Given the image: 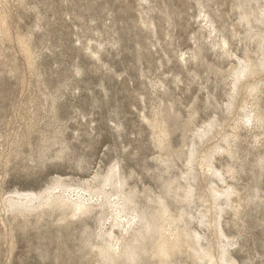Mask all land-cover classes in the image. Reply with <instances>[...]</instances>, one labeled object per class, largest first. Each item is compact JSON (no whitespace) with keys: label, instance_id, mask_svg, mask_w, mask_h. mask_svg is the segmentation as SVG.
I'll list each match as a JSON object with an SVG mask.
<instances>
[{"label":"rangeland","instance_id":"374dc122","mask_svg":"<svg viewBox=\"0 0 264 264\" xmlns=\"http://www.w3.org/2000/svg\"><path fill=\"white\" fill-rule=\"evenodd\" d=\"M248 1L0 0V151H5V156L0 153L1 192L41 190L56 175L71 176L77 183L97 171L105 175L116 166L125 190L134 194L149 190V199L132 197L138 212L151 213L157 196L161 197L172 213L187 214L191 234L198 228L205 235L203 244H213L212 232L190 222L189 216H198L216 200L226 205L228 201L213 200L209 192L211 182L220 188L225 185L203 176L196 161L188 171L173 151L182 145L183 136H191L185 127L193 109L197 111L194 124L187 129L213 121L223 126L213 129L219 134L209 143L193 138L195 156L225 146L223 138L232 132L226 125L232 123L230 117L223 110L229 92L215 69L225 72L233 62L213 44L220 45L224 38L239 57L257 50L243 24L237 26L240 39L232 32L239 22L236 5L257 11L263 4ZM202 14L215 29V42L203 31ZM142 19L151 20L154 28L141 25ZM161 80L164 88H151L150 82ZM262 91L257 107L264 121ZM153 107L161 111L167 129L163 150L143 119H151ZM243 131L237 132L246 144L240 150L232 146V158L211 153L213 164L242 203L241 211H228L221 223L235 243L232 257L237 264H264V166L260 161L264 144L253 143L251 134ZM167 155L175 163L163 166L159 157ZM183 172L193 189L190 204L178 198L176 182ZM57 215L46 216L38 224L33 219L25 228L19 224L16 234L8 227L0 264H92L90 244L98 229L97 216L64 227L56 222ZM156 236H146L137 244L138 264H158L150 255ZM94 243L101 245V239ZM216 247H212L215 256ZM168 260V264H197L192 252L188 256L175 252ZM116 264L126 262L120 258Z\"/></svg>","mask_w":264,"mask_h":264},{"label":"bare ground","instance_id":"6f19581e","mask_svg":"<svg viewBox=\"0 0 264 264\" xmlns=\"http://www.w3.org/2000/svg\"><path fill=\"white\" fill-rule=\"evenodd\" d=\"M138 1L146 4L148 0ZM262 1L263 4L258 5L257 11L253 8L250 9L251 6L249 5L248 8L250 10L248 11L243 10L242 4H238L235 7L240 11L238 14L239 22L233 25L232 32H234L236 39L237 37L240 39L237 36L239 35L237 26L243 24L246 27L250 42H254L255 46H257V50L253 51L252 56L248 52L244 57L236 56L230 50L224 38H222L220 45L216 43L214 41L215 38L213 39L212 37L215 34V29H213L207 15L202 14V23H205L203 31L205 34L207 33L208 38L212 37V41L215 42L213 47H217L221 54L226 55L233 62V65L228 70H224L225 72L215 69L218 73V79L220 78V81L225 82L228 89L227 92H229L228 100L224 104V108H222L227 116L230 117L229 121L232 122L226 124H229L232 132L224 136L223 142L225 146L220 147L216 145L211 151V153H217V157L227 155L232 158L233 152L231 149L233 150L234 147L237 150L244 148L246 139L239 135L240 128L251 134L253 143L258 145L264 144V121L257 107L259 95L263 92L262 89H264V81L261 80V76H264V0ZM131 8L133 9L132 6ZM229 9L231 10L232 8L230 7ZM141 18L143 17L141 16ZM150 21L142 19L141 25L153 27L152 24L154 23ZM163 36L167 37L168 34L163 33ZM92 53L95 57L98 56L96 53ZM180 58L184 59L183 53L180 55ZM158 81L156 83L150 82L152 89L159 90L164 88L163 81ZM238 96H241V98L239 103L236 104ZM154 109L151 119L148 120L147 117H143V119L152 128L153 139H155L159 148L163 150L167 146L166 143H168L167 129L165 124H163V119L160 117L161 111L158 108ZM190 112L185 130L191 136L189 138L183 136L182 145L178 148L179 150L177 149L173 153L178 160L183 159L188 171L193 170V166H195L193 164L196 161V165L201 170H204L202 171L204 172L203 176H211L219 183L225 185L224 188H220L216 185L217 183L211 182L209 192L213 200L219 197L228 201L226 205H218L216 204V200L213 202L212 207H206L205 210L198 211V216H189L190 222L192 219V221L194 220L193 222L196 221L199 227H205L212 232L215 240L213 244L211 243L212 245L209 242H206L207 244L205 245L203 244L205 235L198 231V228L192 234L190 233L191 231L187 229L188 223L184 218V215H187L185 212L178 210V212L176 211L177 213H172L164 199L157 195L156 199L158 201L154 211L149 214L143 211L138 212L133 198L135 196L138 199H149V195L146 196L149 190L147 189L143 193L136 192V194L131 190H125V182L117 174L118 170L116 166H113L105 175L97 171L93 173L92 178L81 179L77 183L73 181V178H70L71 176L56 175L52 176L50 182L41 190L15 188L10 192L2 193L0 189V249H2L3 245L7 244L9 239L8 232L10 231H8V227H12V232L15 233L16 226L19 224L25 228V225H28L33 219L38 224L44 217H50L54 213H58L56 222L67 227L85 217L95 215L98 218L99 224L97 232L92 233L94 241L90 244L91 254L94 259L92 260V262L94 261L92 264H103L102 262H105L104 264H116L120 258H123L126 264H138L139 260H137V257L139 253L137 244L140 240L145 239L146 236L151 237L152 234H156L157 236L152 243L150 255L151 258L158 261V264H168V258L174 255L175 252H180L187 256L189 252H192L197 264H237V261L232 257L235 243L232 242L230 236L226 235L221 222L224 216L230 213L228 211L238 212L241 209L242 203L238 200L239 193L231 184L226 182V176L222 170L216 168L213 164L212 160L215 159V156L211 153H202V155L195 156V143H193L194 137L202 141L203 144L209 143V141L215 139L219 134L218 132L213 133V129L223 126L213 121L194 130H190L191 128L187 129L190 124H194L192 123V119L197 113L195 109ZM184 147H186L185 151L182 149ZM0 153L5 156L3 149ZM170 155L159 157V161L163 166L175 163L173 159V161L170 160ZM260 161L264 166V159H260ZM229 171L227 170L228 173ZM186 176L187 173L183 172L176 184L177 191L181 194L178 196L180 202L190 204L193 200V189L191 183L187 182ZM73 182L74 184H72ZM241 199L244 201L243 198ZM151 201L155 202V200ZM206 202L203 201V203ZM86 229L88 230V227ZM98 239H101V245L94 243ZM214 244L218 248L217 256L212 251Z\"/></svg>","mask_w":264,"mask_h":264}]
</instances>
